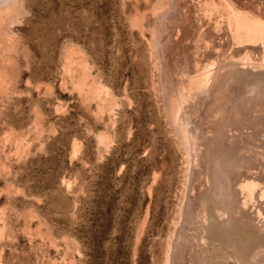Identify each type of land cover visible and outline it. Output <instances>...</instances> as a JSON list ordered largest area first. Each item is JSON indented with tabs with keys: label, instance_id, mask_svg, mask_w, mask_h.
<instances>
[{
	"label": "rangeland",
	"instance_id": "374dc122",
	"mask_svg": "<svg viewBox=\"0 0 264 264\" xmlns=\"http://www.w3.org/2000/svg\"><path fill=\"white\" fill-rule=\"evenodd\" d=\"M0 264H264V0H0Z\"/></svg>",
	"mask_w": 264,
	"mask_h": 264
},
{
	"label": "bare ground",
	"instance_id": "6f19581e",
	"mask_svg": "<svg viewBox=\"0 0 264 264\" xmlns=\"http://www.w3.org/2000/svg\"><path fill=\"white\" fill-rule=\"evenodd\" d=\"M228 2H229V1H228ZM178 3H179V2H178ZM180 6H181V5H180ZM177 10H178V9H177ZM162 11H163V10H162ZM179 17H180V16H179ZM179 20H180V19H179ZM221 58H222V57H221ZM204 69H205V68H204ZM204 69H203V70H204ZM207 69H208V68H206V70H207ZM209 69H210V68H209ZM206 70H205V71H206ZM205 71H204V72H205ZM206 72H209V70H207ZM215 72H216V71H215ZM209 74H210V72H209ZM211 76H212V75H211ZM206 78H207V76H206ZM206 80H207V79H206ZM209 80H210V79H209ZM207 87H208V86H207ZM225 108H226V107H225Z\"/></svg>",
	"mask_w": 264,
	"mask_h": 264
}]
</instances>
